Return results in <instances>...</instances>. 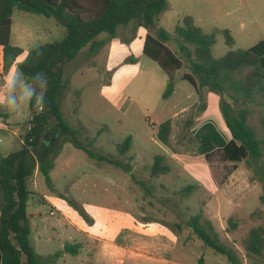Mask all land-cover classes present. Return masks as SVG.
I'll use <instances>...</instances> for the list:
<instances>
[{
    "label": "rangeland",
    "instance_id": "1",
    "mask_svg": "<svg viewBox=\"0 0 264 264\" xmlns=\"http://www.w3.org/2000/svg\"><path fill=\"white\" fill-rule=\"evenodd\" d=\"M234 2L235 8L243 9L246 8L243 2L252 4V10L243 20L225 17V12H213L214 4L221 0H168L170 9L161 14L158 25L174 35L182 19L191 16L203 33L217 31L212 54L218 59L229 51L248 49L264 38V0ZM12 20L11 44L22 48L23 54L5 81L19 69L32 49L61 41L67 34L66 24L55 16L15 9ZM226 29H232V46L226 42L223 33ZM139 30L124 38L119 30L114 37L103 33L65 65L63 78L68 87L63 91L61 112L96 157L91 158L87 151L71 142H63L61 137L48 146L54 163L50 183L41 172L36 176L34 173L28 183L31 196L27 210L41 214L31 220V245L40 255L57 253L61 250L60 244L46 246L43 230L52 231L55 224L64 230L68 226L76 238H67V241L82 243L81 252L64 253L54 261H41V264H88L84 237L69 226L65 217L81 227L83 222L93 226L94 215L100 209L116 206L123 212L141 216V208L147 204L152 223L165 222L173 231H181L174 259H182L183 264H229L224 255L206 247L187 226L190 217L203 209V220L212 223L221 240L237 248L240 264H251L242 244L251 228L264 226L261 166L251 160L240 163L228 183L216 189L208 176L205 160L206 153L223 147L232 138L222 113V106L230 100L207 86L195 88L181 80V74H177L173 94L164 98L168 77L156 62L142 56V41L148 30L144 26ZM169 47L182 55L178 38ZM1 59L0 47V62ZM181 73H190V70L184 68ZM129 83L123 94V88ZM0 111L6 115L0 117V157H3L22 148L31 128L32 112L30 108L11 112L3 105ZM127 137L132 138L130 150L120 154L117 146ZM101 156L107 160H98ZM158 156L164 157L163 164L170 171L153 178L150 169ZM188 185L194 186L193 192L188 198H181L177 192ZM46 200H54L56 206L51 208ZM231 216L238 221V228L227 232V220Z\"/></svg>",
    "mask_w": 264,
    "mask_h": 264
},
{
    "label": "trees",
    "instance_id": "2",
    "mask_svg": "<svg viewBox=\"0 0 264 264\" xmlns=\"http://www.w3.org/2000/svg\"><path fill=\"white\" fill-rule=\"evenodd\" d=\"M167 8L168 0H0V85L23 54L22 48L11 44L15 9L58 17L67 27V34L61 41L32 49L19 66L27 77L37 72L47 76V101L43 111L29 107L32 112L31 128L25 135L22 148L0 157V197L3 200L0 207V264L48 263L62 255L57 253L41 258L30 244V220L36 216L27 212L31 196L28 183L37 169L48 183L51 181L49 173L54 163L49 154L53 152L42 140L45 134L52 136L60 133L63 142H71L87 151L91 158L96 157L80 141L78 133L61 112L63 91L68 87L63 69L101 34L114 37L119 27L131 22L148 30L143 54L156 62L168 77L164 98L172 95L177 74H181L180 79L190 82L195 88L198 85L207 86L230 100L222 106V113L232 138L223 147L205 154L213 187L223 188L238 170L239 164L250 160L260 164L264 183V39L248 49L229 51L216 59L212 48L217 31L205 34L191 16H185L173 35L158 25L159 16ZM223 33L227 44L234 45L230 31L226 29ZM175 37L180 40L179 52L182 55L169 48ZM184 68H188L190 73H181ZM235 106L238 108L234 109ZM2 116L6 115L0 111ZM131 143L132 138L127 137L117 146L118 152L127 154ZM98 160L107 159L101 156ZM163 160L162 156L155 158L150 169L151 176L159 177L170 171ZM193 190L194 186L188 185L177 194L185 199ZM261 200L264 202V195ZM227 223V232L238 228V221L233 216L228 218ZM187 226L206 247L224 255L229 264H240L237 248L221 240L212 223L203 220V209L198 215L190 217ZM242 246L251 264H264V226L251 228ZM79 248L77 244L67 243L63 252L76 255Z\"/></svg>",
    "mask_w": 264,
    "mask_h": 264
},
{
    "label": "crops",
    "instance_id": "3",
    "mask_svg": "<svg viewBox=\"0 0 264 264\" xmlns=\"http://www.w3.org/2000/svg\"><path fill=\"white\" fill-rule=\"evenodd\" d=\"M234 1L236 0H221V3H215L213 6V12H225L223 13L225 17L234 16L233 19L236 18L238 21L243 20V18L247 16L248 11L252 10V4L243 2L246 8H235L233 4L235 5L237 3ZM169 9L170 6L168 5L167 10ZM217 18L219 19L221 16L218 15ZM159 26L161 27V25ZM121 27L122 28L119 27L118 33L124 38L131 33H134L137 29H140L138 32H141L142 26H137L134 22H131L130 24ZM227 30L230 31L232 29ZM144 40L142 41L143 45ZM143 55L144 54H142V56ZM140 73H142V69L138 71V76ZM141 81L143 82V78ZM130 84L131 83L125 85L122 91L123 94ZM37 172H39L38 169L35 171L34 176H36ZM150 177L158 178L154 176ZM110 181L114 182L112 180ZM46 201L51 208H54V205L56 206V202L54 200ZM129 205L135 207V205H132L131 201H129ZM146 205L147 204H144L141 208L143 212L141 216H135L131 213L123 212L120 209H117L116 206H113L112 208L107 207L100 209L99 213H95L94 215L95 223L93 226H89L87 223L83 222L81 227L77 225L74 220L70 219L69 217H65V220L68 221L69 226L75 227L76 231L82 234L84 237V245L86 243L88 246V264H183L182 259L173 258L176 253L175 246L178 242L177 236L181 231H173L167 224H165V222L161 224L152 223L150 216L148 215L149 208L146 207ZM28 213L36 216L33 219L41 216V214L38 212ZM50 213L54 214L53 211ZM42 238L44 244L48 247L54 246L56 242L60 244L61 250L57 253H62V255L65 253L63 251L65 244L67 243L79 245L80 248L76 255H78L83 249L82 243H70L67 241V238H76V235L71 232L68 226H66L64 230L59 224L52 225V231L45 229L43 230ZM191 238L192 237L190 236L189 239ZM185 242H187V239H185ZM36 254L41 258L52 256L40 255L38 253Z\"/></svg>",
    "mask_w": 264,
    "mask_h": 264
},
{
    "label": "clouds",
    "instance_id": "4",
    "mask_svg": "<svg viewBox=\"0 0 264 264\" xmlns=\"http://www.w3.org/2000/svg\"><path fill=\"white\" fill-rule=\"evenodd\" d=\"M48 78L42 72L31 77L25 76L17 69L9 74L3 86L0 87V105L11 112H22L29 107L43 111L46 106Z\"/></svg>",
    "mask_w": 264,
    "mask_h": 264
},
{
    "label": "water",
    "instance_id": "5",
    "mask_svg": "<svg viewBox=\"0 0 264 264\" xmlns=\"http://www.w3.org/2000/svg\"><path fill=\"white\" fill-rule=\"evenodd\" d=\"M58 137H60V133H57L54 136H49V134H45L42 140L47 146H50Z\"/></svg>",
    "mask_w": 264,
    "mask_h": 264
},
{
    "label": "built area",
    "instance_id": "6",
    "mask_svg": "<svg viewBox=\"0 0 264 264\" xmlns=\"http://www.w3.org/2000/svg\"><path fill=\"white\" fill-rule=\"evenodd\" d=\"M24 143V142H23ZM29 147V146H28Z\"/></svg>",
    "mask_w": 264,
    "mask_h": 264
}]
</instances>
